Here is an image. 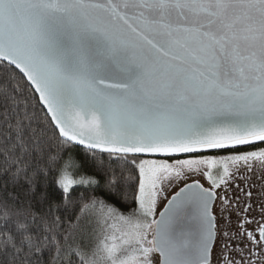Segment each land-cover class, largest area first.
<instances>
[{
  "label": "snow or ice",
  "instance_id": "1",
  "mask_svg": "<svg viewBox=\"0 0 264 264\" xmlns=\"http://www.w3.org/2000/svg\"><path fill=\"white\" fill-rule=\"evenodd\" d=\"M0 61L6 161L40 154L35 137L45 129L33 125L42 102L47 128L66 147L86 146L93 160L106 153L138 173L129 186L142 220L131 223L103 199L91 205L111 231L90 264H255L264 223L244 225L249 216L264 221V191L234 204L215 190L264 171V0H0ZM11 66L26 77L22 86ZM29 88L39 94L36 110ZM48 158L45 175L59 155ZM67 167L56 182L71 200L88 181ZM195 174L211 188L185 184L155 219L165 191ZM130 180L103 186L112 194ZM226 211L235 231L223 227L232 224ZM114 217L129 231L107 223ZM34 222L23 215L5 222L0 264H33Z\"/></svg>",
  "mask_w": 264,
  "mask_h": 264
},
{
  "label": "trees",
  "instance_id": "2",
  "mask_svg": "<svg viewBox=\"0 0 264 264\" xmlns=\"http://www.w3.org/2000/svg\"><path fill=\"white\" fill-rule=\"evenodd\" d=\"M3 64L5 63L0 61V65ZM12 69L10 75L19 77L22 86L26 79L15 68ZM4 77L5 73L0 71V83ZM32 90L29 88L25 95L32 97ZM37 98L36 94L31 98L30 110H36ZM41 109L37 112L33 125L45 129L35 137L39 142V155L33 153L20 161H6L3 137L0 136V232L7 220L23 215L30 222L34 219L33 233L39 240L40 251L35 253L33 264H90L95 254L88 247L95 231V227L88 226L89 216L94 209L91 205L94 201L103 199L105 203L115 207L118 213L133 210L137 201L133 200L134 190L129 184L137 180L138 173L126 168L123 162H117L118 158L108 154L97 153L93 160L87 149L66 147L61 142L62 138L58 139L47 128L48 117L42 106ZM3 111L0 108V132L3 131ZM49 154H58L59 159L57 167L50 169L45 175L41 170L48 169ZM68 159L70 164L72 161L76 164L79 171L77 175L89 178L87 184L75 186L77 190L71 200L62 197V189L56 182ZM121 175L131 180L113 187L112 194H108L109 190L103 186L106 179L113 178L115 184V178ZM29 178H34V184H29ZM92 180L101 182L102 186L91 184ZM101 221L99 219L100 223ZM0 239H3L2 235ZM96 264L102 263L97 260Z\"/></svg>",
  "mask_w": 264,
  "mask_h": 264
},
{
  "label": "rangeland",
  "instance_id": "3",
  "mask_svg": "<svg viewBox=\"0 0 264 264\" xmlns=\"http://www.w3.org/2000/svg\"><path fill=\"white\" fill-rule=\"evenodd\" d=\"M169 162H173V161L170 160ZM66 163L68 164L67 171L70 175H72L73 179H76L78 181L85 180L89 182V178L85 176L81 177L77 175L79 171L77 170V166L75 163H73V161L70 164V160L68 159ZM63 170H64V165L62 167L61 174ZM244 175L247 179L243 181L236 177H234L233 180H230L226 190L224 186H222L220 190V196H227L230 200L234 202V204H236V203H242L246 199L245 193L247 191H251L253 193V198L257 197L262 191H264V187H262V185H264V171H257L255 175L252 172H246ZM195 180L201 181L203 182V184L207 186L211 185L210 181H208L207 178L201 174L189 175L185 180L176 182L171 189H167L165 191L164 197H166V199L162 197L161 200L158 202L155 219L158 220L160 213L163 211L167 200H169L172 197V194H174L179 188L183 187L185 184H190ZM253 182H255V187H253ZM234 185H239V188L234 187ZM237 197L239 198L238 200H237ZM249 202L251 203V200H249ZM106 205H108L109 207H112V205L110 204L106 203ZM138 208H139V205L137 201V206L134 208L137 210L135 215H132V212L134 209L126 213H118V212L117 213L119 215L125 216V218L128 219L131 223H135L137 220H142V217H140L139 215ZM224 215L228 217L229 219H232V224L231 225L225 224L223 225V227L225 229L235 231L236 217L234 215L229 216L227 211L224 213ZM99 219H102L101 223L99 222ZM112 223H115L117 225L120 232L129 231V224H126L120 221L118 218L114 217V218L108 219V224H112ZM102 224H103V216L101 214V211L98 205L96 208H94L91 211V214L88 219V226L95 227L93 236L90 237V238H93V240H90L91 245L89 243V246H88L93 249L94 253H97V250L99 246L101 245V242L104 240V236L110 233L111 231L110 229H105L104 227L100 226ZM243 238H244V233L241 232L240 235L236 238V242L230 241L229 246L236 247L239 241L243 240ZM241 246H244L246 248L251 247V243L249 242L248 245H241ZM254 252L257 253L258 255L253 256L252 259L255 260V264H258L257 262L258 257L260 258L264 257V252H262L260 248H255ZM100 262L103 264V261L100 260Z\"/></svg>",
  "mask_w": 264,
  "mask_h": 264
},
{
  "label": "flooded vegetation",
  "instance_id": "4",
  "mask_svg": "<svg viewBox=\"0 0 264 264\" xmlns=\"http://www.w3.org/2000/svg\"><path fill=\"white\" fill-rule=\"evenodd\" d=\"M249 150H255V149H249ZM206 154H212V155H230V154H232V153L227 152V151H217V152H210V153H206ZM212 171H213V174L216 175L217 177H219V175L222 174V171H221V169H220L219 167H218L217 169H213ZM194 182H199V183L203 184V182L198 181V180H195V181H193L192 183H194ZM192 183H190V184H192ZM203 185H204L206 188H211V185H209V186H207V185H205V184H203ZM178 190H179V189H178ZM178 190H177V191H178ZM220 190H221V188L215 190V191H217L218 197L220 196ZM175 193H176V192H175ZM175 193L172 194V195H175ZM170 199H171V198H170ZM166 205H167V202H166L164 208L166 207ZM218 206H219V200L217 201V205L214 206V207H218ZM163 210H164V209H163ZM218 219H219V216H218ZM248 219L251 221V225H249V224H245L244 227H245L247 230H249V231H252L253 228H256V225H257L258 222H259V223H264V221H261V220L259 219V217H257L256 219H252V217L249 216ZM256 234H258V229L256 230ZM260 250H261V249H260ZM261 251L264 252V250H261ZM257 262H258V264H264V257H262V258L258 257Z\"/></svg>",
  "mask_w": 264,
  "mask_h": 264
},
{
  "label": "water",
  "instance_id": "5",
  "mask_svg": "<svg viewBox=\"0 0 264 264\" xmlns=\"http://www.w3.org/2000/svg\"><path fill=\"white\" fill-rule=\"evenodd\" d=\"M2 62H4V61H2ZM4 63H6V62H4ZM11 67H13L14 68V66H11ZM18 72H19V70L18 69H16ZM22 75V74H21ZM25 79H26V77H24ZM28 83H30V82H28ZM33 88H34V86H33ZM36 95H37V97H38V93H36ZM40 104H41V106L43 107V104H42V102H40ZM45 111H46V109H44ZM259 143V142H258ZM73 146H75V147H79V148H83V149H87L86 148V146H83V145H73ZM88 150V149H87ZM217 151H223V150H208V153H210V152H217ZM106 154V153H105ZM185 156H186V154H185ZM145 158H152V157H145ZM166 207H167V205H166ZM164 211V210H163ZM162 211V212H163ZM158 219H160V215H159V218Z\"/></svg>",
  "mask_w": 264,
  "mask_h": 264
}]
</instances>
